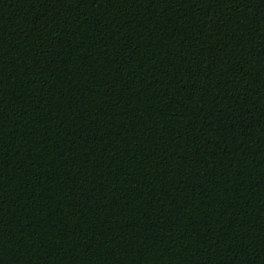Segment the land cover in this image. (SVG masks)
<instances>
[{"label": "trees", "instance_id": "1", "mask_svg": "<svg viewBox=\"0 0 264 264\" xmlns=\"http://www.w3.org/2000/svg\"><path fill=\"white\" fill-rule=\"evenodd\" d=\"M0 264H264V0H0Z\"/></svg>", "mask_w": 264, "mask_h": 264}]
</instances>
